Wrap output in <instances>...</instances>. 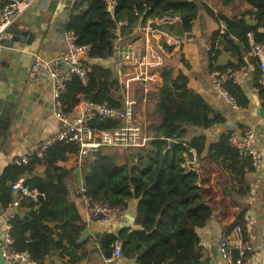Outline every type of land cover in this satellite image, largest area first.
<instances>
[{
  "label": "trees",
  "instance_id": "1",
  "mask_svg": "<svg viewBox=\"0 0 264 264\" xmlns=\"http://www.w3.org/2000/svg\"><path fill=\"white\" fill-rule=\"evenodd\" d=\"M220 2L230 6V15L203 3L206 13L215 22L226 24L224 32L217 28L210 36V72H224L230 68V64H216L214 54L219 43L240 57L238 45L231 37L238 38L251 32L255 41L264 42V0ZM245 3L248 7L243 8ZM144 5L149 6L147 15L179 17L175 23L162 26L177 39L190 35L199 10L196 0H117L113 12L109 13L105 0H80L72 4L66 29L74 31L79 44L91 45L89 59H106L112 54L116 22L128 20L134 23V10L143 11ZM247 14L255 22L248 21ZM162 45L165 50H172V45L165 41ZM242 48L247 50L248 47L244 44ZM90 65L87 84L77 76L66 83L60 96L65 113H71L81 99L109 107L123 105L125 91L115 71L99 63ZM173 70L174 64L169 58L155 68L162 79L160 84L148 82L146 91L143 83L134 85L133 120L143 125L148 138L146 145L127 151L128 162L118 149L100 147L83 157L80 163L86 193L92 200L118 207L121 211L126 210L131 199L137 201L134 227H123L116 235L105 233L98 238L105 256L111 254L115 241L120 240L123 254L134 257L138 264H204L196 229L211 218L214 206L211 200L205 199L198 171L189 169L185 163L193 156L200 159L205 150V157L227 173L221 183L224 194L244 195L249 191L246 174L253 170L250 157L240 154L229 144L231 131L221 133L217 141L206 147V137L200 130L222 123L224 117L188 86L185 73L179 71L173 76ZM260 76L259 70L254 84L264 105V85L259 82ZM224 87L238 107L248 106L249 100L237 81L228 78ZM119 123L100 117L89 121L90 126L97 129H111ZM77 150L74 144L56 140L42 157L36 150L27 155L26 163H11L0 173L3 207L11 200V182L24 174L29 175L25 184L44 194L36 202L23 198L18 209L24 212H16L10 221L15 249L26 250L37 264H46L47 257H53L50 264H75L97 251L87 247V239L79 241L85 224L74 199L79 198L80 193L69 189V182L78 167L77 159L67 166L69 155H76ZM40 170L42 174L36 175ZM237 225L246 238L244 212L224 226L225 233Z\"/></svg>",
  "mask_w": 264,
  "mask_h": 264
},
{
  "label": "crops",
  "instance_id": "2",
  "mask_svg": "<svg viewBox=\"0 0 264 264\" xmlns=\"http://www.w3.org/2000/svg\"><path fill=\"white\" fill-rule=\"evenodd\" d=\"M216 1L219 9L231 14L230 6H224L220 0ZM73 0H36L14 20L12 26H23L34 33L31 45L14 44L9 51L0 50V99L8 109L3 110L9 117L7 129L0 138V173L4 168L15 163V159L22 155H29L39 149L41 143L53 136L59 122L53 114V77L49 71H43L35 77L29 76V68L35 55L46 61L61 55L65 50L64 33L70 17ZM3 2L0 0V11ZM215 7V6H214ZM248 7L245 3L243 8ZM216 8V7H215ZM238 11V10H237ZM240 14L238 13V16ZM251 23L255 22L250 15L245 16ZM219 28L224 32L226 24L215 22L205 11L200 12L193 22L190 36L178 38V44L172 45V50L160 49L162 63L169 58L173 61V76L179 71L185 73L188 86L200 94L203 99L224 117L222 123L215 124L200 133L206 137V147L218 140L221 133L235 131L241 133L244 129H251L254 133V143L260 149L262 161L259 169L251 170L246 174L249 191L244 195L237 193L224 194L221 183L227 175L226 171L215 162L205 157L206 150L200 159L194 156L188 159L185 166L198 171L201 184L205 191V199L211 200L216 214L202 227L196 229L199 236L198 246L201 250V260L204 264H227L221 258L219 242L228 235L234 236L231 230L225 233L224 226L232 223L237 214L244 212L246 219V239L251 245L248 252V264H264V105L263 98L255 88V79L259 68L257 58L250 53V44L247 35L238 38L231 37L238 45L240 57L231 49L224 47L221 42L216 47V64L221 66L230 64L236 74V81L247 96V107L232 105L223 98L211 85L209 71L210 36ZM246 44L247 50L242 46ZM91 63H99L111 68L112 58L89 59ZM112 69V68H111ZM261 72V71H260ZM158 84L162 79L157 74ZM7 117H5V120ZM193 154L195 152L191 150ZM74 154L69 155L67 166L74 163ZM36 175H41L42 170ZM26 179L29 175H22ZM83 175L79 167L74 170L69 189L78 191ZM79 216L85 224L80 240H88L87 247L97 249L87 259L75 264H104L98 238L105 233L117 234L123 227H134L136 215V199H131L121 218L116 222L89 221L88 212L78 198L74 199ZM17 212L23 213V209ZM5 214H0V237L5 234ZM53 257L45 259L50 264ZM0 264H11L0 256ZM15 264H31L19 262ZM117 264H138L136 259L123 254L117 259Z\"/></svg>",
  "mask_w": 264,
  "mask_h": 264
},
{
  "label": "built area",
  "instance_id": "3",
  "mask_svg": "<svg viewBox=\"0 0 264 264\" xmlns=\"http://www.w3.org/2000/svg\"><path fill=\"white\" fill-rule=\"evenodd\" d=\"M3 5L0 11V46L4 38L8 37L6 29L12 26L14 20L28 6L36 0H1ZM80 0H73V3ZM117 0H105L106 11L113 12ZM72 3V4H73ZM145 6V5H144ZM149 6H145L143 11L134 10L135 22L120 20L116 22L114 37L112 40V65L119 82L124 88V102L121 107H109L106 104L89 102L81 99L71 113H65L60 96L63 93L66 83L77 76L83 84L89 81L91 65L88 63L90 44H79L77 35L72 30H65V50L63 53L50 61H46L34 56L29 68V76L35 77L43 71H49L53 77V114L59 122L57 132L49 139L41 143L36 154L42 157L47 147L54 141L59 140L65 144H74L78 147L75 159L78 167L86 155L96 151L100 147L114 149H138L147 143V136L144 133L143 125L135 123L133 120L134 85L141 82L144 91L147 90L148 82H155L157 72L155 68L162 64V41L167 44H178L180 41L166 32L162 26L172 24L179 20L173 15H147ZM264 29V26H263ZM250 53L257 58L258 68L261 71L259 82L264 85V42H257L251 32L246 33ZM187 40H192L188 35ZM211 85L217 93L235 104L234 99L229 95L224 87L226 79L231 78L236 81L234 71L226 70L210 72ZM94 117L111 118L120 121L119 125L111 129H97L90 126L89 121ZM254 133L251 129L243 130L241 133L231 131L229 133V144L236 148L240 154L250 157L251 166L254 170L259 169L262 161L260 149L253 141ZM28 161L27 155H22L15 159V163L22 164ZM24 177L19 176L10 184L11 200L6 207L0 201V214H5L6 231L0 237V256L11 262V264L25 262L37 264L30 258L26 250H16L14 238L10 234L11 219L20 207L23 198H28L34 202L38 201L43 193L35 188H29ZM80 193L79 201L88 212L89 221L116 222L119 221L122 212L118 207L107 203H99L91 199L86 193L84 180L78 187ZM234 236L224 237L219 242V252L221 258L227 264H248V252L251 245L246 238H243L240 226L233 228ZM122 254V243L116 240L113 250L109 256H102L104 264H117V259Z\"/></svg>",
  "mask_w": 264,
  "mask_h": 264
},
{
  "label": "water",
  "instance_id": "4",
  "mask_svg": "<svg viewBox=\"0 0 264 264\" xmlns=\"http://www.w3.org/2000/svg\"><path fill=\"white\" fill-rule=\"evenodd\" d=\"M6 32L8 33V37L4 38L2 41V44L0 46V50L2 51H9L10 49L13 48L14 44L31 45L33 42V38H34L33 31L31 29H25V27L23 26H17V27L10 26L6 29ZM5 109H8L7 105H4L2 99H0V138H1V133L7 129L8 120H9V117L3 111ZM5 117H7L6 120ZM123 157L125 161L128 162L127 156L123 155ZM130 189L133 192L134 188L132 184H130ZM212 213L216 214L214 210L212 211Z\"/></svg>",
  "mask_w": 264,
  "mask_h": 264
},
{
  "label": "rangeland",
  "instance_id": "5",
  "mask_svg": "<svg viewBox=\"0 0 264 264\" xmlns=\"http://www.w3.org/2000/svg\"><path fill=\"white\" fill-rule=\"evenodd\" d=\"M196 1L198 3V6H199L198 8H199L200 12L204 11V7H203L204 2L205 3L207 2V3L215 6L216 8H220L217 6L216 1H213V0H196ZM130 150L132 151L133 149H123V150L118 149V151H121L122 155H126V152L130 151Z\"/></svg>",
  "mask_w": 264,
  "mask_h": 264
}]
</instances>
